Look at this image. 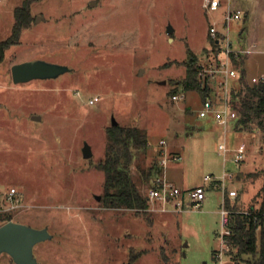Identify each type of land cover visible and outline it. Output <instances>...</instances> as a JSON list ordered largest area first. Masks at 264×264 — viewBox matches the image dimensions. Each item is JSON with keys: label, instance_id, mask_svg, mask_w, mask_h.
Here are the masks:
<instances>
[{"label": "rangeland", "instance_id": "1", "mask_svg": "<svg viewBox=\"0 0 264 264\" xmlns=\"http://www.w3.org/2000/svg\"><path fill=\"white\" fill-rule=\"evenodd\" d=\"M23 1L0 0V215L48 228L51 237L33 247L38 263L253 264L227 253L222 208L226 198L237 210L259 204L253 198L262 176L246 173L264 168L262 133L254 124L232 123L226 130L212 114L199 116L202 100L195 90L178 100L171 95L182 91L177 86L189 51L209 59L213 20L233 48H250L239 55L248 79L264 73V0H221L211 12L203 0H32L29 25L2 46ZM228 10H239L240 17L225 22ZM37 58L71 70L14 83L11 66ZM219 79L210 78V86ZM236 83L234 77L227 82L230 88ZM94 95L99 99L89 104ZM112 116L147 132L146 155L131 164L134 177L138 162L148 166L165 139V147L181 155L165 165V177L181 189L203 184L201 204L177 208L173 199L149 198L153 184L146 179L140 183L148 197L145 211L104 207L95 197L102 195L104 179L96 163ZM85 141L90 157L82 153ZM242 141L245 157L235 162ZM221 142L225 154L218 150ZM225 173L232 176L223 185L204 179L208 174L222 181ZM12 187L18 201L7 198ZM229 189L236 195L228 196ZM0 264L15 262L3 252Z\"/></svg>", "mask_w": 264, "mask_h": 264}, {"label": "trees", "instance_id": "2", "mask_svg": "<svg viewBox=\"0 0 264 264\" xmlns=\"http://www.w3.org/2000/svg\"><path fill=\"white\" fill-rule=\"evenodd\" d=\"M32 0H24L21 5L14 9L15 20L12 33L4 41L3 45L16 41L22 28L29 25L31 16L29 6ZM211 48L207 50L209 58H217L220 45L216 38H210ZM231 61L238 69L236 78L237 86L231 88L229 104L238 113L235 125L237 128H258L262 133V145L264 149V81L250 82L243 67L244 59L230 54ZM200 58L189 51L187 60L184 62L185 75L179 81L177 87L185 90H195L201 100L212 96V87L207 75L202 76L199 72ZM173 89L172 92H178ZM107 141L104 156L96 163V167L104 173L103 193L101 203L106 208H121L135 211H145L148 207V197L140 189V183L151 179L152 187L154 180L162 174L163 167L160 165V152L157 150L156 158L152 159L148 166L137 164L138 175L134 177L131 172V164L136 157H144L148 149V138L145 129L137 125L110 124L106 130ZM261 175L262 185L253 199H260L256 206L251 204L243 210L235 209L226 198L224 207L228 217L225 223L226 230L222 235L223 243L227 246L228 254L232 259H244L253 264H264V168L260 171H248L246 175ZM212 185L216 186L213 182ZM228 195V192H227ZM226 196V194H225ZM229 196V195H228ZM2 217V214L0 215ZM10 220V217L0 218L2 222ZM214 255L215 251H213ZM164 264H177L164 262Z\"/></svg>", "mask_w": 264, "mask_h": 264}, {"label": "built area", "instance_id": "3", "mask_svg": "<svg viewBox=\"0 0 264 264\" xmlns=\"http://www.w3.org/2000/svg\"><path fill=\"white\" fill-rule=\"evenodd\" d=\"M221 4V0H203V7L206 11L211 12L217 10ZM240 11L236 10L234 12L228 10L222 19L225 22H228L231 19L239 18ZM210 38H216L217 42L220 45L219 54H223V57L218 56V58H209L206 61L200 62L199 72L202 76L207 75L210 78H215L216 75L220 76L219 80L215 81L214 87H212V96L206 98L202 101V107L199 110V116L205 117L209 114H212L217 123L220 126H223L224 129L227 130L230 124H235L236 119L238 117V113L230 107L229 104V95L231 88L227 84V82L231 78H237L238 69L236 67L230 66L231 64V53H234L235 56H239L242 52H250V48L243 49H235L232 47L231 43L228 41V35L224 30H221L217 26V22L213 20V22L209 26L208 30ZM218 54V55H219ZM250 82H258L264 81V73L260 75L252 76L249 80ZM185 93L183 91H178L171 95L173 100H178L184 98ZM99 99L98 96H89L87 98V102L89 104L95 103ZM165 139L159 140L158 150L160 152V165L164 168L169 160L178 161L181 158V155L176 152H170L165 147ZM218 150L225 154L227 152V146L225 143L221 142L218 144ZM247 150V144L242 141L236 145L234 150L233 160L235 162H240L244 159L245 153ZM226 159V157H224ZM157 176L153 181L155 187H150L148 191V197L154 199H161L164 202L170 201L173 199L177 208H181L183 205H192L198 206L205 198V186L203 184L190 187L187 189H181L174 182L167 180L164 174ZM231 173H225L223 175L222 181L216 179V177L212 175H205V180H210L215 183L222 182L224 184V180L226 177H231ZM217 185V184H216ZM237 193L236 189H229L228 195L230 197L235 196ZM8 199H14L18 201V191L15 187L10 188L6 192ZM227 210L222 208V221L225 225L227 222ZM225 232H228L227 230Z\"/></svg>", "mask_w": 264, "mask_h": 264}, {"label": "water", "instance_id": "4", "mask_svg": "<svg viewBox=\"0 0 264 264\" xmlns=\"http://www.w3.org/2000/svg\"><path fill=\"white\" fill-rule=\"evenodd\" d=\"M93 4L95 1L92 2ZM167 32H172V26L168 25ZM71 68L64 64L53 63L44 59H30L14 63L11 66V76L14 83L28 82L32 79L55 78ZM165 82V81H163ZM33 119L39 120V115H33ZM118 122L114 116L111 124ZM84 157L92 155L91 146L85 141L82 147ZM100 199V195H95ZM47 227L36 228L28 224L8 220L0 225V254L5 252L10 255L15 264H39L34 256L33 247L36 243L50 238Z\"/></svg>", "mask_w": 264, "mask_h": 264}, {"label": "crops", "instance_id": "5", "mask_svg": "<svg viewBox=\"0 0 264 264\" xmlns=\"http://www.w3.org/2000/svg\"><path fill=\"white\" fill-rule=\"evenodd\" d=\"M247 78H249V77H247ZM215 119V118H214Z\"/></svg>", "mask_w": 264, "mask_h": 264}]
</instances>
